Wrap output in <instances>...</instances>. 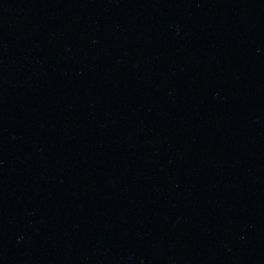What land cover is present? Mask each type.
<instances>
[{
    "label": "water",
    "instance_id": "water-1",
    "mask_svg": "<svg viewBox=\"0 0 264 264\" xmlns=\"http://www.w3.org/2000/svg\"><path fill=\"white\" fill-rule=\"evenodd\" d=\"M0 264H264V0H0Z\"/></svg>",
    "mask_w": 264,
    "mask_h": 264
}]
</instances>
